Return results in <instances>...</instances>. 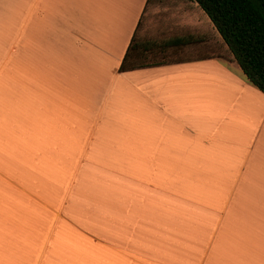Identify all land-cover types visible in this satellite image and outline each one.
Masks as SVG:
<instances>
[{
	"label": "crops",
	"instance_id": "0c3cea01",
	"mask_svg": "<svg viewBox=\"0 0 264 264\" xmlns=\"http://www.w3.org/2000/svg\"><path fill=\"white\" fill-rule=\"evenodd\" d=\"M149 1L0 0V264H264V93L120 72Z\"/></svg>",
	"mask_w": 264,
	"mask_h": 264
},
{
	"label": "trees",
	"instance_id": "16d2710c",
	"mask_svg": "<svg viewBox=\"0 0 264 264\" xmlns=\"http://www.w3.org/2000/svg\"><path fill=\"white\" fill-rule=\"evenodd\" d=\"M221 36L248 81L264 93V0H193ZM140 25V24H139ZM136 33L123 58L120 72L167 64L139 63L134 54L145 53L149 44L136 42ZM193 36H179L160 42L164 48L182 47L194 42Z\"/></svg>",
	"mask_w": 264,
	"mask_h": 264
},
{
	"label": "rangeland",
	"instance_id": "374dc122",
	"mask_svg": "<svg viewBox=\"0 0 264 264\" xmlns=\"http://www.w3.org/2000/svg\"><path fill=\"white\" fill-rule=\"evenodd\" d=\"M208 20L204 13L200 16L193 14L186 0H150L135 40L149 44L150 48L143 54L140 48L134 54L135 60L139 63H171L202 57L210 52L223 58L230 57L224 41ZM179 36H193L195 43L173 48L160 46V42ZM53 42H58L55 37Z\"/></svg>",
	"mask_w": 264,
	"mask_h": 264
}]
</instances>
